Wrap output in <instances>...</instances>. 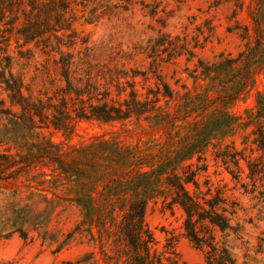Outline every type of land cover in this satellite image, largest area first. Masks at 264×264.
Masks as SVG:
<instances>
[{
    "label": "rangeland",
    "instance_id": "obj_1",
    "mask_svg": "<svg viewBox=\"0 0 264 264\" xmlns=\"http://www.w3.org/2000/svg\"><path fill=\"white\" fill-rule=\"evenodd\" d=\"M257 5L258 0H25V11H6L0 21V73L11 58V72L23 79L28 87L23 91L33 99L53 97L65 84L59 74L58 50L73 52L77 59L87 47L95 61L128 72L140 98L158 86L163 89V84L173 97L160 95L149 119L105 122L74 117L69 130L46 119L40 127L29 129L12 114L20 109L10 104L9 91L0 78V109L4 111H0V152L12 156L11 170H17L0 176V264H107L103 250L111 255L121 252V260L126 259L124 241L113 240L111 226L100 236L96 217L76 201L87 190L59 169L54 158L70 161L82 145L101 138L140 143L142 149L157 151L179 135L189 134L193 123L201 119L199 111L208 108L204 115L209 114L222 103L242 118L225 134L211 138L213 144L205 153L208 170L200 180L204 183L209 177L213 186L238 203L233 222L240 223L241 232L226 237L235 264H264V177H249L245 160H240L239 172L231 164V173L216 156L227 144L239 151L247 146L243 142L253 125L243 123L245 111L255 105L256 91L264 90V10L255 13ZM14 14L18 19L12 23ZM162 34L180 37L176 50L164 52L160 46L152 51ZM258 38L261 46L245 88L239 78L222 85L221 78L213 79V72L202 73L200 60L208 64L237 57L239 52L251 51ZM181 43L193 51L192 56ZM233 66V72L239 73L242 62ZM196 94L201 101L184 106ZM160 117L172 120L171 125L157 124ZM165 195L146 206L145 222L154 237L150 244L153 260L147 264H173L175 260L209 264L205 252L184 234L182 211L175 207L172 213L163 207ZM217 237L224 240L221 233Z\"/></svg>",
    "mask_w": 264,
    "mask_h": 264
},
{
    "label": "trees",
    "instance_id": "obj_2",
    "mask_svg": "<svg viewBox=\"0 0 264 264\" xmlns=\"http://www.w3.org/2000/svg\"><path fill=\"white\" fill-rule=\"evenodd\" d=\"M24 4L25 0H0V21L6 16V11L12 14L14 8L16 13L18 10L25 11L22 8ZM260 10H264V0H258L255 13ZM253 18L260 26L257 16ZM17 19V14H14L12 23ZM258 29L260 33L263 32L260 27ZM36 36L33 34V37ZM179 39V36L173 39L170 35L162 34L152 46V51L155 52L160 46H163L164 52L176 50V41ZM180 46L190 56L193 55L186 44L181 43ZM259 46L261 42L258 38L251 51L239 52L237 57L208 64L200 60L199 67L207 75L213 72V79L221 78L222 85L239 78L238 83L243 89L252 79L253 59ZM58 51L59 74L65 84L58 87L53 97L33 99L26 95L23 79L15 77L11 72V58H8L0 73L1 81L9 91L10 104L20 109L12 114L29 129L40 127L46 119L54 126L66 130L72 127L74 117L96 118L105 122L127 121L132 117L149 119V114L157 107L160 95L163 98L173 97L169 86L163 84V89L158 86L156 91H148V96L140 98L134 88L135 82L128 78V72L117 66L110 67L106 62L95 61L88 47L84 55L77 59L73 52ZM237 61L242 62L239 73L233 72V63ZM135 74L133 71L132 76ZM150 94H153V98L149 97ZM198 95L189 97L184 106H188L191 101L193 104L201 101ZM227 104L222 103L221 108L215 107L205 115L208 108L199 111L201 119L193 123L189 134H178L176 141L171 140L166 148L160 147L157 151L142 149L140 143L101 138L82 145L70 161L54 158L59 169L74 177L82 189L87 190L76 201L96 217L100 236L111 226L109 233L114 237L113 240L124 241L126 259L121 260V252L111 255L103 250L107 264H147L153 260L150 244L154 237L145 222V211L150 200L164 193L163 207L172 213L175 207L182 211L184 234L198 249L205 252L207 263L237 262L226 237L231 232L236 235L241 232L240 223L233 222L238 203L229 199L222 188L213 186L209 177H206L204 183L200 180L202 173L208 170L205 153L208 146L213 144L211 138L216 133L225 134L242 118L229 112ZM7 109V112H12L10 108ZM245 112L243 123L246 126L253 125L247 134V141L243 142L247 146L239 151L235 146L227 144L216 151V156L231 173V164L239 172L240 160H245L249 177L254 178L259 174L264 177V90L256 91L255 105ZM171 122L163 121L160 117L156 123L171 125ZM245 149L249 150L246 155L243 153ZM254 151L257 155H253ZM14 162L11 155L0 152V176L6 172L10 174L9 170L16 173V169L11 170ZM217 233H221L224 240H219ZM22 234L25 236L24 232ZM173 264H178L177 260Z\"/></svg>",
    "mask_w": 264,
    "mask_h": 264
}]
</instances>
